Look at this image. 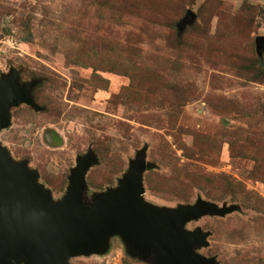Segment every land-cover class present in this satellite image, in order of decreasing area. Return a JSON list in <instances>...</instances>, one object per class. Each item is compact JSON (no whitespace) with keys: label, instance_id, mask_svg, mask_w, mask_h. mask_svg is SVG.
<instances>
[{"label":"rangeland","instance_id":"rangeland-1","mask_svg":"<svg viewBox=\"0 0 264 264\" xmlns=\"http://www.w3.org/2000/svg\"><path fill=\"white\" fill-rule=\"evenodd\" d=\"M192 10L183 30L179 23ZM264 0H0V78L39 79L0 142L54 198L93 151L88 195L117 186L146 148L144 197L235 205L187 222L218 264H264ZM71 264H150L119 236Z\"/></svg>","mask_w":264,"mask_h":264},{"label":"water","instance_id":"water-1","mask_svg":"<svg viewBox=\"0 0 264 264\" xmlns=\"http://www.w3.org/2000/svg\"><path fill=\"white\" fill-rule=\"evenodd\" d=\"M195 18L189 10L179 28ZM264 36L258 39L262 45ZM41 80L21 82L12 68L0 78V130L11 123V109L27 104L36 110L34 88ZM98 162L93 151L77 158L65 195L55 199L26 160L13 158L0 142V264H71L80 255L106 254L119 236L129 255L150 264H218L200 249L209 233L185 228L202 215L225 216L236 209L199 197L195 203L162 207L144 197V172L155 167L146 148L130 161L117 186L88 195L86 175Z\"/></svg>","mask_w":264,"mask_h":264}]
</instances>
